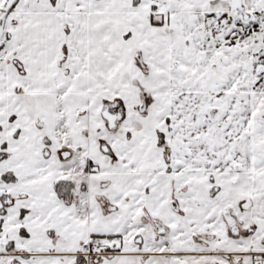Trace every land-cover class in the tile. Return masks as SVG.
<instances>
[{
  "label": "snow or ice",
  "instance_id": "obj_1",
  "mask_svg": "<svg viewBox=\"0 0 264 264\" xmlns=\"http://www.w3.org/2000/svg\"><path fill=\"white\" fill-rule=\"evenodd\" d=\"M0 264H264V0H0Z\"/></svg>",
  "mask_w": 264,
  "mask_h": 264
}]
</instances>
